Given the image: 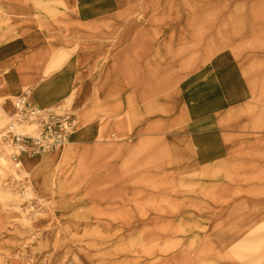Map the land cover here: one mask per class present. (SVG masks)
<instances>
[{"label":"crops","instance_id":"0c3cea01","mask_svg":"<svg viewBox=\"0 0 264 264\" xmlns=\"http://www.w3.org/2000/svg\"><path fill=\"white\" fill-rule=\"evenodd\" d=\"M256 2L240 37L183 36L170 46L165 35L124 31L147 21L148 0H0L4 98L30 90L32 105L71 102L78 119L65 150L37 161L47 168L37 191L52 194L58 182L43 185L58 173L65 197L93 183H171L173 264L182 261L177 226L197 233L185 247L202 249L206 264H264V0ZM166 46L177 56L171 72ZM137 151L145 154L129 161Z\"/></svg>","mask_w":264,"mask_h":264},{"label":"rangeland","instance_id":"374dc122","mask_svg":"<svg viewBox=\"0 0 264 264\" xmlns=\"http://www.w3.org/2000/svg\"><path fill=\"white\" fill-rule=\"evenodd\" d=\"M16 97L0 98V135ZM61 107L74 111L71 102ZM31 125L38 133L37 123L19 124L16 131L25 134L24 128ZM5 144L0 136V264H173L171 183L161 188L127 184L125 189L123 185L119 198L100 197L97 193L109 189L105 185L94 197L87 188L91 184L69 197L58 187L53 188V195H44L33 189L30 175L17 168ZM162 191L166 198H157ZM114 204L130 210V222L118 220L113 211L119 209ZM73 211L81 213L78 223L70 219ZM196 234L187 235L177 226L180 264H206L202 249L185 247V241Z\"/></svg>","mask_w":264,"mask_h":264},{"label":"bare ground","instance_id":"6f19581e","mask_svg":"<svg viewBox=\"0 0 264 264\" xmlns=\"http://www.w3.org/2000/svg\"><path fill=\"white\" fill-rule=\"evenodd\" d=\"M254 0H148L149 8L145 9L146 22L137 23L131 22L126 29L124 30L126 33L138 32L139 29L143 33H148L154 39L160 35H165L166 39H168L170 46L173 43H176L178 39L181 37H204V36H227V35H235L236 37H240L244 28L242 27V21H244L245 12L247 10V2H251ZM257 4H261L263 0H255ZM252 5V4H251ZM241 32V33H240ZM233 37V36H232ZM156 40H154L155 42ZM213 47L216 48L217 44L213 42ZM219 47V45H218ZM167 46L165 49V62L164 67L165 71L168 68L170 72L172 70L173 63H176L177 56H173L172 50L167 52ZM149 65L154 69V71L149 73V77H156L157 71V56L156 53L148 56ZM175 61V62H174ZM168 67V68H167ZM161 67L159 66V69ZM169 72V73H170ZM159 73H161L159 71ZM169 73H164L165 76ZM11 76L7 75L6 78L9 79ZM167 80V78H166ZM119 82V80H118ZM1 84V81H0ZM11 91L13 93L16 92L17 88L12 84ZM5 96L4 88L0 85V98ZM78 100V98H76ZM77 104L74 103L73 107L76 108ZM25 134L35 136L36 128L34 125L27 126L23 131ZM169 143L172 144V139L170 138ZM65 150L64 147L59 148L53 153H49L46 156L59 155ZM123 153V152H122ZM117 151L115 156L121 157L123 154ZM145 152H135L131 155L127 156L129 161H133L136 159L142 158ZM44 156H32L28 154L22 153L20 155L21 161L18 162L17 168L20 169L23 173H28L30 175V183L33 189L37 190L38 187V178L45 175L47 168H39L35 169V165L37 161H39ZM45 158V159H46ZM122 162H124V157L121 158ZM92 159H90L91 161ZM84 164L82 163L81 166ZM47 165H44L46 167ZM83 171V170H82ZM54 181L58 182V188H60V192L65 191V187L59 180V173L53 176H49L47 179V184L43 185V188L51 187V184ZM48 185V186H47ZM81 184H77L73 186V190H76L78 186ZM104 185H100L99 183H93L87 188L89 189V194L92 193L94 197H96V192L98 189L101 190ZM108 190H104V192H99L100 197H114L119 198L121 196V190L123 189V184L109 186L105 185ZM101 187V188H100ZM70 189V188H69ZM87 189L85 188L84 191ZM114 206L119 209L120 206L114 204ZM172 207V206H171ZM168 209H162L165 212ZM75 214L70 217L73 221H78L80 219L81 213H77L73 211ZM113 213L118 216V220L123 221L125 223L130 222L131 220V212L130 210L123 211L122 209L115 210ZM78 223V222H76ZM121 252H125L126 250H121ZM145 255V252L142 253ZM116 256V255H115ZM129 264V263H125Z\"/></svg>","mask_w":264,"mask_h":264},{"label":"built area","instance_id":"2783aa9c","mask_svg":"<svg viewBox=\"0 0 264 264\" xmlns=\"http://www.w3.org/2000/svg\"><path fill=\"white\" fill-rule=\"evenodd\" d=\"M31 91L26 90L12 102L9 122L1 137L7 141L10 158L18 163L22 153L44 156L68 145L78 127V119L61 106L39 108L30 103ZM37 123L35 136L17 133L20 124Z\"/></svg>","mask_w":264,"mask_h":264}]
</instances>
